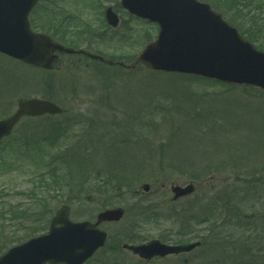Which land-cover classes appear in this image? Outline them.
<instances>
[{
  "label": "rangeland",
  "instance_id": "obj_1",
  "mask_svg": "<svg viewBox=\"0 0 264 264\" xmlns=\"http://www.w3.org/2000/svg\"><path fill=\"white\" fill-rule=\"evenodd\" d=\"M200 1L264 51V0ZM39 4L30 17L43 32L125 64L135 61L158 30L128 14L119 0ZM109 6L120 19L115 29L104 20ZM227 86L154 73L141 64L107 66L78 55L60 54L45 70L0 54V118L20 98L46 97L66 109L51 118L23 119L0 142V155H13L10 147L26 144L24 136L32 137L30 144L46 136L34 145L39 151L19 161L14 176L0 175V189L15 199L27 188L22 177L27 165L63 159L67 168L57 174L69 179L53 193L58 199L50 203L53 213L66 204L72 220L93 221L105 208H123L121 221L100 226L118 250L85 264H264V91ZM188 182L193 193L172 201L171 184ZM144 183L149 190L135 194ZM137 234L165 243L186 235L182 240L198 238L203 244L190 254L145 262L120 248L131 242L128 235Z\"/></svg>",
  "mask_w": 264,
  "mask_h": 264
},
{
  "label": "water",
  "instance_id": "obj_2",
  "mask_svg": "<svg viewBox=\"0 0 264 264\" xmlns=\"http://www.w3.org/2000/svg\"><path fill=\"white\" fill-rule=\"evenodd\" d=\"M38 0H0V53L23 63L50 69L57 53L83 54L92 60L104 59L82 49L65 47L43 33L31 31L28 14ZM120 6L135 17L157 23L154 41L145 45L129 69L136 63L170 73L194 74L227 84L249 85L264 90V52L244 40L209 4L198 0H120ZM108 25L116 27L118 17L111 7L105 10ZM111 64V62H108ZM62 109L40 98L19 99L14 112L0 119V140L8 136L20 118L55 115ZM144 191L148 184L142 186ZM194 186L172 185L173 200L193 192ZM121 208L97 214L96 222H74L69 207L60 206L50 219L46 233L9 248L0 256V264H83L106 241L101 222L119 221ZM197 245H167L151 240L123 248L139 258L150 260L191 250Z\"/></svg>",
  "mask_w": 264,
  "mask_h": 264
},
{
  "label": "trees",
  "instance_id": "obj_3",
  "mask_svg": "<svg viewBox=\"0 0 264 264\" xmlns=\"http://www.w3.org/2000/svg\"><path fill=\"white\" fill-rule=\"evenodd\" d=\"M32 23L34 27L43 30L42 27H39V23L36 19L33 18ZM51 25L52 23H49L47 31L52 33L53 35ZM171 75H178L181 77L206 81L207 84L227 86L223 83H219L209 79H201L193 75ZM231 86L233 85H229L227 87ZM45 138L46 136H41V138L36 137L33 143L30 144L29 141L32 140V137L24 136V141H28L25 142L26 144L22 145L19 148H15L13 146L10 147L13 155H11L10 153H8L10 155H8L7 153H5L7 155H0V175L8 177L10 179L11 174L14 172V170H18L20 167H22L21 164H19V161H22L23 158L28 159L33 156V151H39L38 144L43 143ZM48 141L50 142V144H53L51 141V137H48ZM66 166L67 165L63 159H59V162H54L53 158H47L46 161L42 159L40 164L33 166L32 168H30V165H27V169L24 168L25 174L29 171L26 176H22L27 180V188L25 190L18 191L17 198H7L9 196L8 193L4 192L3 189H0V254H2L11 245L20 243L32 236L44 232L47 229L49 217L53 213V208H51L50 203H53V200L56 199L55 197H53V193L62 189L61 187L63 185L60 182H63L64 180L68 181L69 179L67 177V173H62L63 175L57 174L61 171H64V168H67ZM12 176H14V174H12ZM112 178L117 179L119 182L120 180H123L124 177ZM95 186L99 189L102 188V185L100 184H96ZM118 186L119 185H117V187H114L115 191L119 190ZM57 200L58 199H56V202ZM139 236L142 237V235ZM139 236L138 234L128 235L127 239L131 240V242H141L145 239H139ZM183 237L184 236H180V239H182ZM180 239H178V242H181ZM109 249L116 251L118 250V245L110 246L109 241H107L106 245L96 255L107 252V250Z\"/></svg>",
  "mask_w": 264,
  "mask_h": 264
},
{
  "label": "flooded vegetation",
  "instance_id": "obj_4",
  "mask_svg": "<svg viewBox=\"0 0 264 264\" xmlns=\"http://www.w3.org/2000/svg\"><path fill=\"white\" fill-rule=\"evenodd\" d=\"M192 234H193V232H191ZM197 243V245L194 247V248H192L191 250H189L188 252H181V253H179V254H177V256H179V255H183V254H190V253H192L194 250H197L198 248H200L201 246H202V240L201 239H198V238H191L190 240H188V241H186L185 243H183V244H189V243Z\"/></svg>",
  "mask_w": 264,
  "mask_h": 264
}]
</instances>
